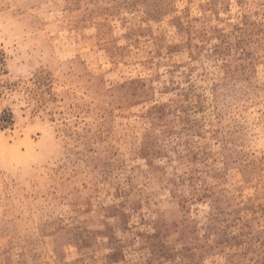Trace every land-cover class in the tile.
I'll return each mask as SVG.
<instances>
[{"label": "rangeland", "instance_id": "1", "mask_svg": "<svg viewBox=\"0 0 264 264\" xmlns=\"http://www.w3.org/2000/svg\"><path fill=\"white\" fill-rule=\"evenodd\" d=\"M0 264H264V0H0Z\"/></svg>", "mask_w": 264, "mask_h": 264}]
</instances>
